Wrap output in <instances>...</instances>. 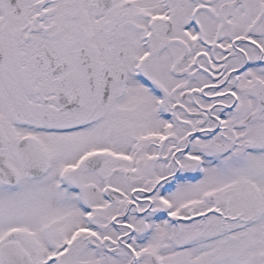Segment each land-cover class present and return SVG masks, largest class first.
<instances>
[{
  "label": "snow or ice",
  "instance_id": "1",
  "mask_svg": "<svg viewBox=\"0 0 264 264\" xmlns=\"http://www.w3.org/2000/svg\"><path fill=\"white\" fill-rule=\"evenodd\" d=\"M0 264H264V0H0Z\"/></svg>",
  "mask_w": 264,
  "mask_h": 264
}]
</instances>
